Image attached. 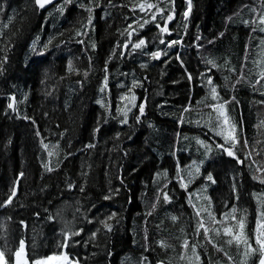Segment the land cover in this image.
<instances>
[{
  "label": "trees",
  "instance_id": "trees-1",
  "mask_svg": "<svg viewBox=\"0 0 264 264\" xmlns=\"http://www.w3.org/2000/svg\"><path fill=\"white\" fill-rule=\"evenodd\" d=\"M262 19L264 0H0L2 163L32 191L0 219L6 262L61 223L83 264H259Z\"/></svg>",
  "mask_w": 264,
  "mask_h": 264
},
{
  "label": "rangeland",
  "instance_id": "rangeland-1",
  "mask_svg": "<svg viewBox=\"0 0 264 264\" xmlns=\"http://www.w3.org/2000/svg\"><path fill=\"white\" fill-rule=\"evenodd\" d=\"M132 98L133 96H125L122 99L125 103L124 109L126 112H129L135 105ZM222 130L220 128L219 132ZM2 159V151L0 150V179H2L4 185L3 193L0 195V219L3 223L13 224L14 220L19 219L25 212L26 202L23 200V196L26 195L27 188L29 190L30 188L25 175H21L22 172L14 169L10 163L3 164ZM13 189H15L14 196L12 195ZM10 197L12 202L7 204L6 202ZM195 208H197V205H195ZM40 226H30L28 245L23 247V252H27V254L22 253L19 258L16 257L14 264H25V261H27V264H33L35 260H47V264H76V262L83 264L82 256L73 235H70L68 239L65 237V233L71 234L72 232L63 224ZM17 234L16 241L19 243L20 232ZM65 255L69 258L68 261L63 259ZM49 257L52 259L48 260ZM3 264H8L5 257Z\"/></svg>",
  "mask_w": 264,
  "mask_h": 264
},
{
  "label": "snow or ice",
  "instance_id": "snow-or-ice-1",
  "mask_svg": "<svg viewBox=\"0 0 264 264\" xmlns=\"http://www.w3.org/2000/svg\"><path fill=\"white\" fill-rule=\"evenodd\" d=\"M68 3H71V0H67ZM35 3L40 7V8H44L45 5L47 3H51V0H35ZM141 9L143 10V5L140 6ZM149 7H152V5H149ZM188 9L189 11L191 10V0H188ZM162 11V10H161ZM185 15H187V13H185ZM154 18V17H153ZM167 19H171V16H169ZM262 23H264V19H262L261 21ZM142 27V25H141ZM161 31H164L166 32L167 29L164 28V29H161ZM262 31H264V29H262ZM164 41H161V43H163ZM146 43V41L144 39H141L138 43H136L134 45L135 48L139 49L141 48L142 45H144ZM176 43V41H171L169 43V46H171V44H174ZM93 47H95V45H93ZM154 58H158L160 56V53L159 52H156V53H153L152 54ZM209 63H211V61H209ZM215 66V65H213ZM71 67V66H70ZM85 75H87V73H85ZM211 82V81H209ZM212 92H213V98L215 99V88L212 89ZM9 107H12V105H9ZM144 109H143V106L140 107V112L143 113ZM125 123L127 122L126 120L124 121ZM98 131V129H97ZM93 146V145H90V147ZM45 147H47V145H45ZM225 151H227V154L228 156H234V153L230 150H227L225 149ZM238 159V157L236 158ZM49 171H51V169H49ZM21 175H23V173H21ZM209 180H213V177L211 175H209L207 177ZM215 182V181H213ZM261 183H264V180H261ZM83 190V189H81ZM12 195L14 196L15 195V189H13V192H12ZM109 197H105V199H108ZM165 199H167V196H165ZM12 200H11V197L8 199V201L6 202L7 204H11ZM173 219H175V217H173ZM233 219H235V217H233ZM106 227H108L109 231L111 230V226L110 225H105ZM239 226L240 228L242 229L243 228V222L240 221L239 222ZM200 227H203V225L201 224ZM205 231H207V229H205ZM232 230L230 228H226L225 229V233L226 234H231ZM70 235H79V232H75V233H65V237L66 239L70 238ZM236 240L237 241H240V236L237 235L236 237ZM232 241H229V243H231ZM163 244V242H161ZM245 243V252H244V255L247 257L248 255H250L252 252H256V251H259L260 254H261V257L259 259V264H264V233H260L258 236H257V239H256V243L259 244V249H254L252 248L251 244L247 242V240L244 241ZM23 253V241H21V246H20V249L15 253V256L17 258H19L21 256V254ZM48 260H51L52 258L49 257L47 258ZM63 259L65 261H68L69 258L65 255L63 257ZM3 260H4V253L3 252H0V264H3ZM25 264H27V261H25ZM33 264H47V260H35L33 261ZM76 264H78V262H76Z\"/></svg>",
  "mask_w": 264,
  "mask_h": 264
},
{
  "label": "water",
  "instance_id": "water-1",
  "mask_svg": "<svg viewBox=\"0 0 264 264\" xmlns=\"http://www.w3.org/2000/svg\"><path fill=\"white\" fill-rule=\"evenodd\" d=\"M58 1H60V0H51V3H47L44 8H48V7L52 6L53 4H55ZM11 105H12L11 108L14 110V108H15V99H14V97H12V99H11Z\"/></svg>",
  "mask_w": 264,
  "mask_h": 264
},
{
  "label": "bare ground",
  "instance_id": "bare-ground-1",
  "mask_svg": "<svg viewBox=\"0 0 264 264\" xmlns=\"http://www.w3.org/2000/svg\"><path fill=\"white\" fill-rule=\"evenodd\" d=\"M207 154H208V153H207ZM204 156H205V154H204ZM204 156H203V157H204ZM201 157H202V156H201ZM205 157H206V156H205ZM198 158H199V157H198ZM206 158H207V157H206ZM206 158H205L203 161H206ZM209 158H210V157H209ZM203 161H202V162H203ZM206 162H207V161H206ZM257 165H258V164H257ZM259 165H260V164H259ZM253 169H254V168H253ZM256 170H257V169H256ZM256 170H255V171H256ZM250 173H251V172H250ZM211 175H212V174H211ZM254 175H255V174H254ZM257 175H258V174H257ZM258 176H259V175H258ZM258 176H255V177L258 178ZM260 176H261V175H260ZM253 178H254V176H253ZM263 178H264V175H263ZM255 179H256V178H255ZM213 180H214V179H213ZM259 180L261 181L260 178H259ZM260 181H259V182H260ZM205 182H206V181H205ZM205 182H204V183H205ZM261 187H262V186H261ZM258 201H259V199H258ZM260 201H261V200H260ZM260 201H259V202H260ZM226 205H227V204H226ZM230 207H231V206H230ZM227 209H228V208H227ZM209 212H210V211H209ZM211 213H212V212H211ZM215 215H216V214H215ZM209 217H210V216H209ZM212 219H213V218H212ZM210 220H211V219H210ZM211 221H212V220H211ZM205 222H206V221H205ZM260 229H262V228H260ZM214 230H215V229H214ZM245 230H246V229H245ZM221 232H222V231H221ZM260 233H261V232H260ZM217 235H218V234H217ZM249 235H250V234H249ZM234 237H235V236H234ZM249 237H250V236H249ZM254 240H255V239H254ZM238 243H239V242H238ZM258 248H259V247H258ZM239 249H240V248H239ZM220 252H221V250H220ZM257 252H258V251H257ZM194 254H195V253H194ZM225 256H226V255H225ZM248 256H249V255H248ZM225 258H226V257H225ZM190 259H191V258H190ZM229 260H230V259H229ZM198 261H199V260H198ZM237 261H238V259H237ZM194 262H195V261H194ZM232 263H233V262H232ZM210 264H211V263H210Z\"/></svg>",
  "mask_w": 264,
  "mask_h": 264
}]
</instances>
